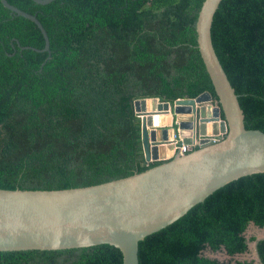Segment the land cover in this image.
<instances>
[{"label":"trees","instance_id":"trees-1","mask_svg":"<svg viewBox=\"0 0 264 264\" xmlns=\"http://www.w3.org/2000/svg\"><path fill=\"white\" fill-rule=\"evenodd\" d=\"M0 1V189L60 190L140 173L146 164L135 101L172 104L216 94L197 48L203 0ZM215 53L238 96L246 129L264 132V0H221ZM196 149L193 147L187 151ZM264 173L231 181L138 244V264L225 263L255 242L264 264ZM257 240V241H256ZM232 261V260H231ZM0 264H122L108 244L0 251Z\"/></svg>","mask_w":264,"mask_h":264},{"label":"water","instance_id":"water-1","mask_svg":"<svg viewBox=\"0 0 264 264\" xmlns=\"http://www.w3.org/2000/svg\"><path fill=\"white\" fill-rule=\"evenodd\" d=\"M0 1L35 23L45 40L41 51L48 52V37L36 16ZM33 1L44 5L53 0ZM220 2L203 0L196 20L197 48L216 104L210 103L208 93L172 104L135 101L145 162H161L140 173L60 190L0 189V251L108 244L121 252L122 264H138V244L145 237L177 221L227 183L264 173V132L245 128L238 96L212 44V21ZM218 135L223 137L216 143L207 139ZM174 136L200 146L178 155ZM256 244L255 256L262 264Z\"/></svg>","mask_w":264,"mask_h":264},{"label":"rangeland","instance_id":"rangeland-1","mask_svg":"<svg viewBox=\"0 0 264 264\" xmlns=\"http://www.w3.org/2000/svg\"><path fill=\"white\" fill-rule=\"evenodd\" d=\"M246 238L250 239L251 237L255 239H261L264 238V228H257L253 224L249 225L246 232H245ZM248 251L246 253H243L241 255H235L233 257H230L226 254L225 251H219V252H211L209 250L205 251V255L210 258L217 259L219 261L225 262V263H234V261H253V264H260L255 256L254 252V245L253 242L249 244ZM232 260V261H231Z\"/></svg>","mask_w":264,"mask_h":264},{"label":"built area","instance_id":"built-area-1","mask_svg":"<svg viewBox=\"0 0 264 264\" xmlns=\"http://www.w3.org/2000/svg\"><path fill=\"white\" fill-rule=\"evenodd\" d=\"M222 136L223 135H218L215 137H207V139L209 140L210 143H216L217 141H219L222 138ZM173 138H174V141H173L174 150H175V152L178 153V155H183V154L187 153V151L189 149H191V147H199L200 146L198 143H193L192 145L182 143L178 140L177 136H174ZM146 164H148V163H146Z\"/></svg>","mask_w":264,"mask_h":264},{"label":"flooded vegetation","instance_id":"flooded-vegetation-1","mask_svg":"<svg viewBox=\"0 0 264 264\" xmlns=\"http://www.w3.org/2000/svg\"><path fill=\"white\" fill-rule=\"evenodd\" d=\"M211 98V96H210ZM217 101H214L212 98L210 99V103L216 104Z\"/></svg>","mask_w":264,"mask_h":264},{"label":"clouds","instance_id":"clouds-1","mask_svg":"<svg viewBox=\"0 0 264 264\" xmlns=\"http://www.w3.org/2000/svg\"><path fill=\"white\" fill-rule=\"evenodd\" d=\"M223 137V136H222Z\"/></svg>","mask_w":264,"mask_h":264}]
</instances>
